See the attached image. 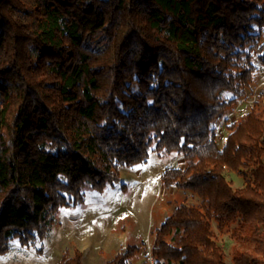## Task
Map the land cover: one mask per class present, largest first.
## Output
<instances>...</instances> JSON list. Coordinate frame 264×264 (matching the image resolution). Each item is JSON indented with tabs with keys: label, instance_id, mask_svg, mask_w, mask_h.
<instances>
[{
	"label": "trees",
	"instance_id": "obj_1",
	"mask_svg": "<svg viewBox=\"0 0 264 264\" xmlns=\"http://www.w3.org/2000/svg\"><path fill=\"white\" fill-rule=\"evenodd\" d=\"M263 29L264 0H0V255L155 151L184 158L161 183L198 200L152 231L154 264H229L224 232L233 264L264 263V94L222 148L214 129L264 65Z\"/></svg>",
	"mask_w": 264,
	"mask_h": 264
},
{
	"label": "rangeland",
	"instance_id": "obj_2",
	"mask_svg": "<svg viewBox=\"0 0 264 264\" xmlns=\"http://www.w3.org/2000/svg\"><path fill=\"white\" fill-rule=\"evenodd\" d=\"M253 64L256 68L254 81L246 98L238 101L226 119L214 124L219 148L226 142L228 126L263 97L264 65L257 59ZM185 167L181 155L159 156L152 151L146 163L122 167L121 180L115 186L103 192L87 187L85 201L62 208L43 242L23 247L14 240L10 251L0 255V264H58L66 250L73 253L75 249L82 252L83 264H107L121 250L133 245L138 246L140 252L131 264H152V231L165 221L176 204L198 200L190 192L167 189L161 183L160 178L167 168ZM227 176L234 188L244 186L237 174ZM218 237L227 262L233 264L238 244L232 240L230 232L218 233Z\"/></svg>",
	"mask_w": 264,
	"mask_h": 264
},
{
	"label": "built area",
	"instance_id": "obj_3",
	"mask_svg": "<svg viewBox=\"0 0 264 264\" xmlns=\"http://www.w3.org/2000/svg\"><path fill=\"white\" fill-rule=\"evenodd\" d=\"M152 264H154V260H152Z\"/></svg>",
	"mask_w": 264,
	"mask_h": 264
}]
</instances>
